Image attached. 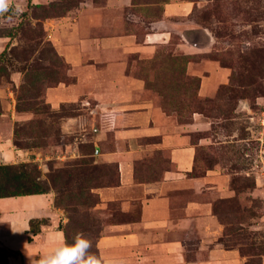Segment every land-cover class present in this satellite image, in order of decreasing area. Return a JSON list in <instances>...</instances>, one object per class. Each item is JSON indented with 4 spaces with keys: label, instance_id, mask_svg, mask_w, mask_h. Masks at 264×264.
<instances>
[{
    "label": "rangeland",
    "instance_id": "obj_1",
    "mask_svg": "<svg viewBox=\"0 0 264 264\" xmlns=\"http://www.w3.org/2000/svg\"><path fill=\"white\" fill-rule=\"evenodd\" d=\"M53 1L11 2L15 16L31 12L24 18L27 31L21 38L10 40L0 37V55L4 53L0 60V165L34 164L40 171L41 180L46 183L52 170L54 173L62 170L65 189L80 187L72 177L77 175L80 180L84 175L80 170L83 167L100 166L93 173L92 185L106 188L113 182L118 183L116 172L119 167L118 163L105 158L108 153L127 147L128 144L116 139V135L131 120L121 111H112L117 103L114 98L105 101L103 95L92 92L88 84H77V73L83 70V65H74L76 68L61 55L50 30L78 28L84 20L81 18L82 10L89 8L93 0H80L79 5L66 15L50 19L41 9H29L31 5H46ZM98 1L95 0L96 3ZM167 1L170 0H155L157 6H150L152 10L145 7L144 16H159ZM179 1L190 2L193 10L188 17L171 19L170 40L151 52L127 53L124 58L120 57L122 61L118 63L123 73L144 81V89L138 91L136 98L139 102L150 101L159 125L171 127L174 131V127L192 123L194 117L209 123L206 129L187 134L189 141L197 145L192 174L204 176L209 171H219L222 180H227L225 196L212 198V213L221 232L203 239L202 233L192 230L184 239L186 259L202 262L196 257L197 245L202 241L204 251H209L216 244L227 252L226 255H218V261L226 256L229 262L234 253L237 264H264V0L174 2ZM134 2L153 3L152 0ZM138 6L133 8L136 12L140 11ZM3 24L4 20L0 18L1 28ZM40 25L45 30L44 41L52 42L68 64L66 73L71 81L62 82L59 77L58 82L45 85L40 98L28 99L24 97L30 93L24 89L26 72L20 68L25 66L22 61L27 55L25 49L28 48L27 52L32 54L29 63L32 66L42 57L39 50L32 52L30 45L33 42L29 40L34 34L32 29L40 28ZM182 36L184 41H181ZM179 44L185 46L180 47ZM93 77L98 78V75ZM98 100L104 106L99 107ZM35 101L40 104H32ZM179 130L181 135L182 128ZM138 141L140 144L160 143L162 138L142 137ZM147 156L136 161L140 179L147 180L148 176L156 180L161 176L159 173L174 169L168 150L158 148ZM75 169L79 171H72ZM69 177L72 178L70 183ZM101 188L94 189L93 193L100 197L97 190ZM222 192L223 189L220 190ZM77 194L82 215L84 210L89 211L88 216L83 217L89 220L84 226L108 220L125 221L119 202L104 205L101 201L91 209V202L80 199L82 196ZM49 195L59 212L54 211L58 225L62 226L61 221L64 220L65 226L69 221L68 213L62 206H57L55 191ZM83 197H86L85 193ZM64 199L67 202V197ZM11 206L21 213L27 203ZM114 210L118 216H112ZM44 220L41 233L48 234L53 225L51 219ZM58 225L54 229H60ZM77 232L82 230L79 228ZM0 233L3 234L4 229ZM55 235L52 242L60 245L62 237H58V233ZM101 235H104V230ZM31 236L28 229L23 238L16 240L15 249L24 257L23 261L11 259L10 264H34L44 255V249L38 247L41 243L36 242L38 238H34L31 246L28 244ZM83 236L94 245L95 237ZM0 245L9 246L1 240ZM0 264H4L2 259Z\"/></svg>",
    "mask_w": 264,
    "mask_h": 264
},
{
    "label": "crops",
    "instance_id": "obj_2",
    "mask_svg": "<svg viewBox=\"0 0 264 264\" xmlns=\"http://www.w3.org/2000/svg\"><path fill=\"white\" fill-rule=\"evenodd\" d=\"M152 1L137 4L134 0H100L98 3L93 0L89 8L82 10L81 18L84 20L78 28H50L61 55L72 66L83 65V70L77 73V84H88L92 92L102 94L105 101L114 98L117 103L112 111H121L131 120L116 135V139L128 144L127 147L118 148L105 158L118 163L120 184L97 190L104 205L119 202L126 219L105 226L97 247L104 264H237L234 253L229 262L226 256H222L224 260H216L218 255H226L227 252L216 244L209 251H204L202 241L197 245L196 254L202 262L186 259L184 239L192 230L202 233L203 239L221 232L212 213V198L225 196L227 180H222L219 171H209L204 176L192 174L197 145L189 141L187 134L204 130L209 123L194 117L192 123L179 126L181 135L178 134L179 127L172 131L171 127L159 125L150 101L139 102L136 98L138 91L144 89V81L123 73L118 63L122 61L120 57L124 58L127 53L151 52L169 41L172 36L171 19L188 17L193 10L188 1L170 0L164 3L159 16H144L145 7L157 6V2ZM11 2L15 0H5V5H11ZM136 6L139 12L133 9ZM181 41H184V36ZM94 74L98 78L93 77ZM97 102L99 107L104 106L101 100ZM157 136L162 138L160 143L140 144L138 141L142 137ZM158 148L169 151L174 169L159 173L161 176L156 180L148 176H145L147 180L140 179L136 161L148 157ZM19 203H27L21 213L11 206ZM53 205L54 200L49 194L0 199V230L4 229L0 240L6 246L8 243V248L16 250V240L30 230V220L51 219L53 229L48 234H32V242L38 238L36 242L41 243L38 247L44 249V254L57 246L52 242L55 233L62 237L59 243L64 244L62 230L54 229L58 225L55 212H59ZM61 222L65 224L64 220ZM43 239L46 244H42Z\"/></svg>",
    "mask_w": 264,
    "mask_h": 264
},
{
    "label": "trees",
    "instance_id": "obj_3",
    "mask_svg": "<svg viewBox=\"0 0 264 264\" xmlns=\"http://www.w3.org/2000/svg\"><path fill=\"white\" fill-rule=\"evenodd\" d=\"M72 2L73 0H54L53 2L46 5H31L29 9H41L42 12H45L48 15L47 18L50 19L66 15L71 9L75 7V5H79L80 0H75L73 5L71 4ZM30 12L31 11L24 12L20 17H17L14 15L11 5H6L4 8H0V18L4 20L2 28L0 25V37L9 38L10 40L18 39L19 37L21 38V35L27 31L24 18L30 16ZM32 30L34 34L29 39L31 42H33L30 45V48L32 52H34L36 49L39 50L42 54V57L36 61V65L32 66L29 64L32 54L27 52L28 48L25 49L24 52L27 55L25 59L22 60L25 63V66L20 68V71L26 72L24 89L26 88V90L30 92L24 97L28 99H37L43 95V92H45L44 87L47 83L58 82L59 77L62 78V82L65 81L70 83L71 78L68 77V74L66 73L68 64H66L63 58L58 54L54 44L50 41H44L43 36L45 30L43 26L40 25V28H35ZM40 32H43L41 36ZM3 56L4 53L0 55V60ZM32 104L39 105L40 103L35 101ZM99 168L100 166H94V168L83 167L80 170L84 173V175H82L80 180L77 179V175L72 177L80 184V187H71L65 189L63 184L64 175L62 174V170H58L56 173H54V170H52L53 173L48 175L49 181L46 183L41 180L40 171L34 164L20 163L18 165H0V199L43 196L55 191L57 194V206H62L69 215L68 224L65 226H60L65 238V243L71 244L74 240V237L78 233L82 234V236L83 234H86V236L90 235L95 237L96 239L94 245L88 239L92 244L90 251L92 254L97 256V258L101 261V264H104L99 254L97 244L100 237L102 236L101 234L104 230V227L114 224L116 221L108 220L105 221V223L99 224V222H96V224L94 223L91 226H84L89 223V220L83 219V217L88 216L89 211L84 210V215H82L77 202L79 199L77 194L78 192L82 196L80 199L91 202V205L89 206L91 209H95V207L100 204V197L94 194L93 190L101 188L103 185H92L94 177L93 173ZM72 171L78 172L79 170L75 169ZM116 175L118 183L116 184L113 182L108 185V187H115L120 184L119 168L117 169ZM72 178L69 177V183L72 182ZM84 193L86 197H83ZM65 197H67V202L64 199ZM93 198L95 199L93 200ZM111 213L113 217L118 216L115 210ZM44 224V219L30 220V230L32 234L36 236L38 233H40L41 226ZM79 228L82 230L81 233L77 232ZM83 237L85 238V236ZM28 241L32 242L33 238L28 237ZM0 259H2L4 264H10V259L22 261L23 255L19 250L2 246L0 248Z\"/></svg>",
    "mask_w": 264,
    "mask_h": 264
},
{
    "label": "clouds",
    "instance_id": "obj_4",
    "mask_svg": "<svg viewBox=\"0 0 264 264\" xmlns=\"http://www.w3.org/2000/svg\"><path fill=\"white\" fill-rule=\"evenodd\" d=\"M5 6V0H0V8ZM91 247L87 238L77 234L71 244L57 245L34 264H101L97 256L91 253Z\"/></svg>",
    "mask_w": 264,
    "mask_h": 264
}]
</instances>
